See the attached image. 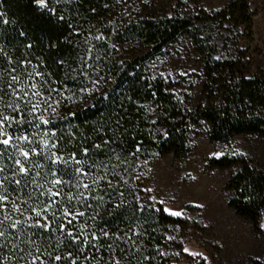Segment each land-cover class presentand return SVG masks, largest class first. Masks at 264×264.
I'll return each mask as SVG.
<instances>
[{
    "label": "trees",
    "instance_id": "16d2710c",
    "mask_svg": "<svg viewBox=\"0 0 264 264\" xmlns=\"http://www.w3.org/2000/svg\"><path fill=\"white\" fill-rule=\"evenodd\" d=\"M138 1L142 0H48V9H55L52 12L38 8L33 0H0V111L16 99L4 94L10 93V73L19 78V84L14 85L17 90L31 92L30 85L35 83L45 96L59 101L54 105L56 113H44L51 117L50 125L40 124L37 129L32 125L39 121H32V125L25 123L17 129L16 134L29 135L35 141L30 146L36 147L47 133L68 159L67 165H51L41 146V155H33L30 163L42 167L31 168L28 177H16L21 179L22 191H14V184L7 185L10 200L25 208L35 207V197L50 186L45 180L53 179L49 168L60 171L65 180L75 184L79 177L74 169L82 167L89 173L82 177L83 182L92 185L95 179L96 184L92 195L85 192L79 201L69 205L86 213L73 222V228L100 236L99 241H92L93 246H84L73 243L62 231L44 233L29 227L18 232L9 228L8 241L0 240V244L7 245L0 248V259L35 253L40 247L53 255L72 251L77 264H85L84 256L90 257L87 264L176 261L182 255L181 232L186 222L146 199L140 163L168 154L186 157L192 149V134L202 126H206L212 142L228 143L239 135L264 137V69L252 74L242 57L221 56L225 37L216 38L209 30H202L194 16L178 12L128 15V5ZM236 11L251 23L245 0L234 1L218 16L224 21ZM183 35L188 36L203 62L200 96L192 107L177 95L171 82L155 77L149 68L151 58L163 55ZM120 44H136L141 51L125 54L118 49ZM35 71L43 73V77H35ZM23 104L21 101L22 107ZM21 145L29 147L24 142ZM85 148L89 150L87 154L83 152ZM72 153L84 163L77 165L69 159ZM14 158L21 157L12 149L0 157V166L7 169L0 178L14 171ZM213 166L238 168L227 183L232 195L230 206L256 231H263L264 170L245 157L233 156L215 159ZM33 179L36 184L31 182ZM64 191L76 193L77 189L65 187ZM27 215L13 214L14 219ZM101 229L111 235L103 237ZM12 244L17 248L13 249ZM93 256L95 259H91ZM56 264L71 261L65 255Z\"/></svg>",
    "mask_w": 264,
    "mask_h": 264
},
{
    "label": "rangeland",
    "instance_id": "374dc122",
    "mask_svg": "<svg viewBox=\"0 0 264 264\" xmlns=\"http://www.w3.org/2000/svg\"><path fill=\"white\" fill-rule=\"evenodd\" d=\"M234 1L142 0L129 4L127 14L162 16L178 12L194 16L202 30H209L216 38L225 37L221 56L242 57L245 67L254 74L264 69V0H245L251 23L244 21L239 11L223 21L218 14L227 11ZM140 48L136 44L118 46L125 54H136ZM202 66L199 53L186 35L170 44L163 55L149 61L152 74L171 82L173 90L191 107L199 100ZM191 147L186 157L168 154L146 160L139 168L144 189H153L152 193L145 192L146 196L157 197L149 202L181 211V216H171L186 222L181 232L182 255L169 264H264V227L263 231H256L230 206L232 195L227 183L238 168L213 166V160L233 156L245 157L264 170V137L239 135L228 143L212 142L206 126H202L192 134ZM160 200L165 203L161 205ZM190 253H203L208 259ZM256 256L262 259L256 261Z\"/></svg>",
    "mask_w": 264,
    "mask_h": 264
},
{
    "label": "snow or ice",
    "instance_id": "6c2138e0",
    "mask_svg": "<svg viewBox=\"0 0 264 264\" xmlns=\"http://www.w3.org/2000/svg\"><path fill=\"white\" fill-rule=\"evenodd\" d=\"M38 8L48 9V0H33ZM49 11L54 12L55 9H48ZM0 15H3L0 13ZM99 38V37H98ZM12 72H15V69H12ZM10 75V82L7 83V89L10 90L11 96H14L16 99L12 103H7L4 105V110L0 111V157H4L8 154L9 149H12L18 157L13 159L14 171L9 175H4L3 178H0V188L3 191H0V214H2V219H0V240L8 241L11 233L8 232V229H16L18 232L24 231L26 228H36L42 230L44 233H50L53 231H62L64 235L69 238L73 243L79 242L84 246H93L92 241H99L100 236L95 233H91V236L86 234L84 231H77L73 228V222L84 217L86 213L82 210H76L72 207H69L73 201H79L84 193L87 192L88 195H92V187L96 184V180L92 181V185L89 183H84L82 177L89 175V173L82 167H76L74 173L79 177L76 179L75 184L72 183V180H65L63 174L60 171H52L49 168V175L53 177L51 180H45V183L50 186L40 191L39 194L35 197L37 206L25 208L24 204L17 203L15 200H10L8 194L7 185L14 184L16 189L14 191H22L21 188V179H17V176L28 177L31 175V168L33 167H42L41 165H32L31 159L33 155L40 156L41 152L38 150L41 146L45 149L44 158L51 161V165H67L68 159H65L61 155L60 150L57 148L56 143H52L47 133L43 134L40 144L36 147H31L35 143L34 139L27 134L17 135L16 130L21 128L25 123L32 125V121L38 120L39 123L32 125L39 129L40 124L50 125L52 123L51 117H46L44 113H56V107L59 101H52L51 96H45L42 93L35 83L30 85L32 89L31 92L21 88L17 90L14 85L19 84V78L16 75ZM30 76L33 74H29ZM35 77H43V73L39 71L34 72ZM2 92V90H0ZM35 98V102L34 99ZM3 99V95H0V100ZM21 101H24L23 107ZM51 101V102H50ZM10 110V111H9ZM40 113V115H36ZM31 119H28V118ZM167 135V133H164ZM54 135V133L52 134ZM21 142L29 145V147H24L21 145ZM96 147H100L96 145ZM88 149H83L85 154L88 153ZM139 151V148H137ZM216 155H220L217 153ZM77 154L72 153L69 156V159L73 160L77 165H81L84 161H81L76 158ZM10 159H12L10 157ZM28 162L29 166H26ZM4 166H0V173L6 172ZM37 176L40 175V172L36 173ZM97 179H103V177H97ZM33 184H36V180L31 181ZM108 184L111 185V181H108ZM43 188V185H39ZM65 187L77 189L76 193L71 191L65 192ZM83 191H80V190ZM147 193H152L153 189L146 188L144 189ZM243 192V189H241ZM123 193H121V196ZM41 197H47L46 200H41ZM251 199L250 197H246ZM29 200H32L33 197L31 194L28 196ZM147 200L156 201L157 197L154 195H149L146 197ZM25 204L27 201L24 202ZM159 203L163 205L164 200H160ZM9 204H11V209L9 210ZM202 207V205H201ZM164 212L169 213L174 216H181L183 213L181 211L173 210L167 207L163 208ZM27 212L28 215L24 219H14L13 214L19 213L21 216H24V213ZM59 214V215H58ZM264 215V214H262ZM94 219V217L92 218ZM60 220L59 224H55L54 221ZM260 227H264V224H261ZM100 235L103 237H109L111 234L101 229ZM10 243V241H9ZM34 243V242H33ZM7 247L6 244H0V248ZM12 248H17V245L12 244ZM185 252H189V249L185 248ZM23 253V250H21ZM78 254L80 250L78 249ZM191 255L201 256L205 261L208 257L204 256L203 253H190ZM65 255L70 259L71 264H77V259L74 256L72 251H68L66 254H55L52 252H47L42 250L40 247L35 249V253L28 251L19 256L13 254L11 256H4L3 259H0V264H5V262L12 261H23L24 264H56L65 259ZM85 264L89 261L90 257H83ZM95 259V257H91ZM256 261H260L261 256L254 257ZM113 264H119L118 260H113Z\"/></svg>",
    "mask_w": 264,
    "mask_h": 264
}]
</instances>
